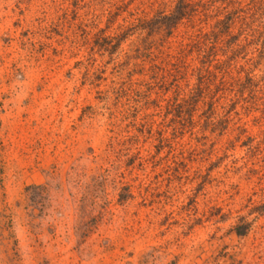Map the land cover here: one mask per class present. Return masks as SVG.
I'll return each mask as SVG.
<instances>
[{"label": "rangeland", "instance_id": "rangeland-1", "mask_svg": "<svg viewBox=\"0 0 264 264\" xmlns=\"http://www.w3.org/2000/svg\"><path fill=\"white\" fill-rule=\"evenodd\" d=\"M177 3L0 0V264H264V0Z\"/></svg>", "mask_w": 264, "mask_h": 264}, {"label": "trees", "instance_id": "trees-1", "mask_svg": "<svg viewBox=\"0 0 264 264\" xmlns=\"http://www.w3.org/2000/svg\"><path fill=\"white\" fill-rule=\"evenodd\" d=\"M187 0H178V3L176 4L175 8L173 9V11L170 14H164V15H158L156 18H154L153 20L147 21L145 23H143V29L146 30L147 32H149V34L153 33L154 31L160 29V28H165L168 31H171L174 27L178 26L179 23L184 20L185 16L187 17L190 13L189 11V7L186 4ZM258 10V9H257ZM233 20V15H229L226 16L220 20V28L222 32H226L229 28V24L232 23ZM208 43V42H207ZM116 44H118L116 42ZM194 47L197 52H199L201 54V56L207 57L208 63H211V61H209L210 56H214V44L213 42L210 44H195ZM208 68V67H207ZM223 68V67H222ZM151 71L153 72L154 67L150 68ZM207 70V69H206ZM206 70H202L199 69L198 72L196 73V94L195 95H203L205 94V90L210 88L211 83L214 81V77H217L215 74H212L210 72H206ZM221 78L223 77V79L225 80L226 74L227 72L225 71V69H221ZM171 86V84H169ZM237 91L236 94L241 93V90H244L243 88L241 89V85L239 83L235 84ZM172 88L169 87L167 84L165 85V88H162V90L164 91V94H167L168 91ZM221 89L219 88V85L215 88V91H213V93H217L218 91H220ZM214 96V94H213ZM177 102H181L180 100H176L173 99ZM186 101L181 102V104L183 105ZM182 105H177V109L182 108ZM157 107V106H155ZM210 107H212V105H210ZM170 109V108H169ZM171 110V109H170ZM170 113V112H169ZM176 114V116H182L181 113L182 111H177L174 112ZM248 227V226H247ZM246 226H242V227H237L236 228V233L237 235H245L246 230H247Z\"/></svg>", "mask_w": 264, "mask_h": 264}]
</instances>
